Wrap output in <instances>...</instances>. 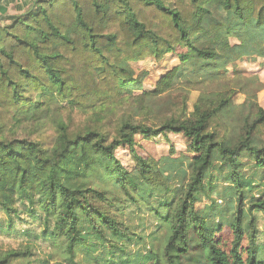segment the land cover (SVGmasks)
Wrapping results in <instances>:
<instances>
[{"label": "trees", "instance_id": "trees-1", "mask_svg": "<svg viewBox=\"0 0 264 264\" xmlns=\"http://www.w3.org/2000/svg\"><path fill=\"white\" fill-rule=\"evenodd\" d=\"M5 19L0 232L39 209L53 258L71 264H81L79 254L103 264L91 250L99 244L108 264H133L125 255L135 240L150 243L146 264H264L256 218L264 212V84L229 69L264 58V0H35ZM179 48L178 66L135 94L145 73L134 64ZM167 133L183 134L194 154L175 185L135 149L136 135ZM120 146L132 152L135 174L117 158ZM248 163L260 171L258 186L243 172ZM215 171L229 183V208L237 203L229 247L218 237L224 218L198 207L212 196ZM129 206L152 215L148 234L120 220ZM33 255L27 244L1 253L0 264H33Z\"/></svg>", "mask_w": 264, "mask_h": 264}, {"label": "rangeland", "instance_id": "rangeland-1", "mask_svg": "<svg viewBox=\"0 0 264 264\" xmlns=\"http://www.w3.org/2000/svg\"><path fill=\"white\" fill-rule=\"evenodd\" d=\"M26 7L24 11L19 14H10L9 16H18L23 14L29 7ZM10 23L7 19H0V26ZM232 44L238 43V40L232 38ZM184 50L178 49L176 53H168L164 56L162 60H156L153 57H149L141 62L135 63L134 68L136 74L144 75V79L141 84V88L135 90V94H140L144 90L154 89L159 78L165 74L167 71L178 66L179 62L177 59V54L183 52ZM230 74L232 72H242L246 76L258 75L264 84V58H246L241 59L237 62L236 67L230 66ZM198 91H193L189 99V110H193L194 103L198 97ZM259 102L264 107V88L259 92ZM235 100L241 103L245 100V95H237ZM136 146L135 149L137 153L144 158H154L156 161L160 162L161 167L164 170V174L167 178L174 176L173 184H178L180 177L185 170L191 165L193 152L191 151V145L188 139L183 134H173L167 133L166 135H136ZM117 158L122 162V164L128 168L133 174L136 167V161L133 158V154L127 146H120L116 150ZM243 172L246 178H255V183L258 186L260 182V171L257 170L251 163L246 164L243 168ZM213 180V192L209 199H202L199 203V208L205 205H210L215 208V213H212L211 219L215 222L221 221L223 218L225 224L223 229L218 232V237L222 238L225 242V247H229L232 239L233 233L227 220L233 217L237 211V203L230 207L229 204V183L226 181L223 174L214 172ZM22 210L25 208L22 206ZM38 218L32 219L27 217L25 211L21 216L15 219L14 230L10 233L0 232V254L10 250L18 249L27 244H32L34 246V255L32 257L33 264H71L70 262L63 260H55L54 250L52 248L51 241L44 240L41 237L42 225L40 223V211L37 209ZM120 220L125 222L130 226L135 232L141 234H148L154 227V219L150 213L145 209H140L137 206L127 207L121 215H119ZM257 218V229H258V244L262 247L264 246V212L258 211L256 213ZM0 219H5L4 213L0 212ZM135 240L127 245L126 257L133 261V264H146L142 260L141 256L146 252L145 250L150 246V243L146 240L143 242ZM159 242V241H158ZM92 253L94 255L100 256L103 259V264H108V250L102 249L101 245H94L92 247ZM78 262L81 264H97L93 263L92 259L86 257L84 254H79L77 258ZM150 264V263H148Z\"/></svg>", "mask_w": 264, "mask_h": 264}, {"label": "crops", "instance_id": "crops-1", "mask_svg": "<svg viewBox=\"0 0 264 264\" xmlns=\"http://www.w3.org/2000/svg\"><path fill=\"white\" fill-rule=\"evenodd\" d=\"M35 0H0V19L10 14H19ZM178 59V57H177ZM179 62V59H178Z\"/></svg>", "mask_w": 264, "mask_h": 264}]
</instances>
